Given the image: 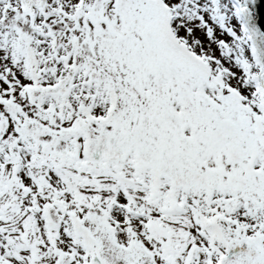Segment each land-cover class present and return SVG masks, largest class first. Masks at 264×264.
Masks as SVG:
<instances>
[{"label": "snow or ice", "instance_id": "1", "mask_svg": "<svg viewBox=\"0 0 264 264\" xmlns=\"http://www.w3.org/2000/svg\"><path fill=\"white\" fill-rule=\"evenodd\" d=\"M0 264H264V0H0Z\"/></svg>", "mask_w": 264, "mask_h": 264}]
</instances>
